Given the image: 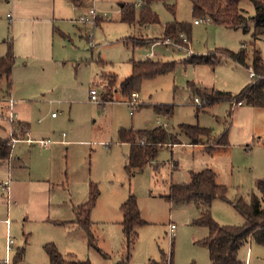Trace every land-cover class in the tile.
I'll list each match as a JSON object with an SVG mask.
<instances>
[{
	"label": "rangeland",
	"instance_id": "obj_1",
	"mask_svg": "<svg viewBox=\"0 0 264 264\" xmlns=\"http://www.w3.org/2000/svg\"><path fill=\"white\" fill-rule=\"evenodd\" d=\"M140 0H20L18 7L40 11L57 19L55 62L43 65L18 61L13 74L14 121L10 119V97L6 81L0 83V138L9 137L15 122L28 123L26 139L13 148V162L0 166V264H48L46 244H55L65 256L91 264H149L163 255L174 264H211L206 247L197 243L207 238L206 227L193 225L198 216L193 203L167 199L174 184L191 182L192 173L213 170L217 182L228 188V199L250 200L256 182L264 179V108L247 100L241 105L221 101L198 111L189 84L238 95L254 82L249 70L217 55L218 63L194 64L195 56L217 50L240 52L250 60L255 48L264 59V38L254 44L251 32L212 23L196 25L190 0L154 3L159 21L149 28L140 22ZM135 6L137 22L121 21L122 6ZM251 18L253 5H241ZM14 0H0V57L7 52L5 41L14 35L9 15ZM97 12L96 27L77 21ZM200 20V19H198ZM75 21V22H74ZM191 26L190 41L184 34L176 43L164 36L174 23ZM248 26H253L250 20ZM152 45H159L153 48ZM246 45V47H244ZM174 65L169 72L143 80L139 106L131 114L120 85L132 74V61ZM151 60V59H150ZM117 77L116 87L106 88L108 76ZM95 89L103 104L90 100ZM201 101V100H200ZM205 104V103H204ZM204 104L202 106H204ZM200 106V107H202ZM160 108H162L160 110ZM173 112L167 113V110ZM57 118H52V114ZM199 125L216 138L227 136L229 146L210 151L191 146L180 125ZM159 126L179 135L181 145L164 147L158 159L144 171L130 176L126 170L130 146L119 141L121 129L150 130ZM17 139V138H16ZM29 139L30 141H28ZM11 141V139H10ZM40 141H49L45 148ZM8 183L6 187L5 184ZM100 195L91 213L90 244L87 231L75 220V207L88 201L90 186ZM135 196L145 225L138 237L126 245L121 226V206ZM214 220L222 226H241L245 219L229 203L215 200ZM176 226L174 234L171 225ZM12 239V251L8 242ZM243 264H264V246L253 241L239 251ZM16 264V263H15Z\"/></svg>",
	"mask_w": 264,
	"mask_h": 264
},
{
	"label": "trees",
	"instance_id": "obj_2",
	"mask_svg": "<svg viewBox=\"0 0 264 264\" xmlns=\"http://www.w3.org/2000/svg\"><path fill=\"white\" fill-rule=\"evenodd\" d=\"M140 1L139 18L140 22L144 24H153L159 21L158 15L152 9L154 3H163L174 12V6L169 5L168 0ZM244 1L250 2L255 9V15L251 18L241 6ZM190 2L196 20L209 18L210 23L214 25L234 30L243 29L248 34L251 32L254 44L260 38H264V0H190ZM250 20H253L252 27L248 26ZM121 21L131 25L137 22L135 6H122ZM181 34L187 36L190 41L191 26L176 22L166 27L164 36L167 40L177 43ZM6 43L8 51L5 56L0 58V83L3 80L6 81L5 94L7 96L12 89V75L17 58L14 54L12 41ZM217 55L225 56L248 70L252 69L259 79L246 86L235 96L232 93L198 87L196 84L190 83L188 86L189 91L193 93L195 99L205 103L204 106L198 107V111L221 101L239 104L247 100L253 107L264 108V59L261 52L255 48L250 60L244 49L240 52L217 50L216 53L208 56H195L190 62L215 65L218 63ZM173 67L172 64L150 59L134 62L132 75L121 83L120 91L124 97H131L139 92L143 80L163 75L172 70ZM116 83L117 77L110 75L108 76L106 88L112 90L116 87ZM169 112H173V110L168 109L167 113ZM180 131L188 138L189 145L204 146L210 151L216 147L229 146L230 144L226 135L216 138L212 130L199 125L182 124L180 125ZM119 141L130 146L126 163V170L130 176L142 172L149 165H152L158 159L162 148L182 144L179 135L168 131L163 126L150 130L121 129L119 131ZM12 152L13 148L10 145V140L0 138V166L11 160ZM191 176L190 183L172 185L167 199L173 203H193L195 205L198 216L194 219L193 225L206 227L209 230L208 237L197 243L207 248L211 264H243L239 259V251L249 239L258 245L264 246V179L256 182L249 201L240 198L236 202H232L228 199V188L217 182V175L213 170L206 169L199 173H192ZM99 195L100 192L97 186L91 185L88 201L74 209L76 217L72 222L88 232L90 244L94 242L90 231L92 223L90 217ZM217 199L231 204L245 219V223L241 226H222L218 224L212 214V205ZM121 212L123 220L120 224L125 235L126 245L131 248L138 237L136 229L146 224L141 218L135 196L131 195L122 204ZM45 251L49 259L48 264H91L90 261H79L73 255L65 257L58 247L52 243L45 245ZM23 252H17L14 264L22 259ZM149 264H174V262L173 257L168 259L163 255L161 261L150 260Z\"/></svg>",
	"mask_w": 264,
	"mask_h": 264
},
{
	"label": "crops",
	"instance_id": "obj_3",
	"mask_svg": "<svg viewBox=\"0 0 264 264\" xmlns=\"http://www.w3.org/2000/svg\"><path fill=\"white\" fill-rule=\"evenodd\" d=\"M19 1L20 0H14L13 9L15 10V12H14V15H12V18H9L7 16V18L10 20V26L12 27L13 35H14L13 36L14 40L12 41V43L14 47V54L17 58L16 64L18 61L23 62L26 65H28L29 64L28 62H31V61L38 62L43 65H47L49 63H56L54 48H55L56 34L59 30L57 27V19L54 16L49 17L46 14H41L40 11L26 10L25 12L20 7H18ZM139 6H140V3L138 7ZM77 23L84 24L81 22V20L77 21ZM146 25H147V28H149L152 24H146ZM152 47L156 48V47H159V45H152ZM7 51H8V47H7ZM151 54H152L151 55L152 58H149V59L153 60V58L156 57V55L153 53ZM134 62H141V61H132V68H133ZM13 74H14V70H13ZM13 90H14V81H13V75H12V89H11L10 94L7 95L10 98L12 96ZM2 91H5V89H3ZM89 95H90V91H89ZM52 118H57V116L56 117L52 116ZM15 123L18 127L17 132H15L16 127L15 128L13 127L9 137H6V138L1 137V138L10 140L12 137H14V138H17V140L19 141H23L26 139V135L28 134L27 132V128H28L27 126H29L28 123L20 121V120ZM27 140L30 141L29 139ZM45 148H49V146ZM13 159L14 158H13V152H12V158L8 163L12 164ZM250 241L252 240L249 239L247 243H249ZM246 264H248L247 260H246Z\"/></svg>",
	"mask_w": 264,
	"mask_h": 264
},
{
	"label": "built area",
	"instance_id": "obj_4",
	"mask_svg": "<svg viewBox=\"0 0 264 264\" xmlns=\"http://www.w3.org/2000/svg\"><path fill=\"white\" fill-rule=\"evenodd\" d=\"M9 18H12V15H8ZM97 12L95 11V9H92L90 10L89 14L82 17L81 18V22L84 23V24H88L92 27H96V20H97ZM210 20L209 18H204V19H200V20H196L195 21V24L198 25V24H201V23H209ZM250 72V77L251 79H253L254 81L258 80L259 78L257 77V75L255 74V72L251 69L249 70ZM138 94H133L132 97H131V100L130 101H127V103L130 105L131 107V114L133 115L135 113V110L138 108L139 106V103H138ZM90 100L93 102V103H96V104H103V101L101 100V98L99 97V92L95 89H91L90 90ZM195 103L198 104L199 106H202L204 104V102L200 101L199 99H195ZM242 103H239L238 105H241ZM9 105H10V119L12 121H14V116H13V112H14V100L12 98H10L9 100ZM53 117H56L57 115L56 114H53L52 115ZM19 142V140H17L16 138L12 137L11 138V141H10V145L12 148H14V146ZM40 144L47 147L50 145V142L49 141H40ZM8 186V183L6 184V187ZM176 230V226L173 224L171 225L170 227V232L172 234H174ZM13 240L10 239L9 242H8V251L11 252L13 249ZM6 264H9V259L6 260L5 262Z\"/></svg>",
	"mask_w": 264,
	"mask_h": 264
}]
</instances>
